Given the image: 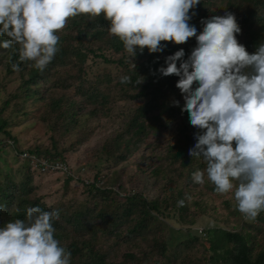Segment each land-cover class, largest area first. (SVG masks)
<instances>
[{
	"label": "trees",
	"instance_id": "obj_1",
	"mask_svg": "<svg viewBox=\"0 0 264 264\" xmlns=\"http://www.w3.org/2000/svg\"><path fill=\"white\" fill-rule=\"evenodd\" d=\"M225 11L236 17L241 28L238 42L253 54L256 46L264 42V0H201L190 23L202 31L201 20L224 16ZM108 27L109 21L103 14L99 17L81 14L69 18L65 28L57 33L60 38L58 52L43 71L33 66L34 61L19 60V45L10 49L0 48V66H4L8 75L15 74L20 79L11 100H21L23 110L24 103L28 101L49 100L48 113L44 117L48 122V144H34L21 150L16 138L5 129L7 120L0 117V134L7 138V141L0 139V152L12 141L11 152L20 157L28 155L24 160V172L18 179L13 174H0V206L4 208L0 212V227L15 219H25L29 207L58 210L59 219L53 225L56 229L54 238L59 240L60 246L71 251V264H264V238L260 243L257 238L258 234L264 236L263 211L255 221L246 222L237 209V203L225 198L228 193L217 192L207 179L202 186L193 181V173L205 168L201 159L188 155L196 143L194 134L198 130L190 125L188 114L181 112L184 100L176 88L179 78L162 77L157 71L162 66L166 67L167 56L181 48L187 59L196 46L195 37L183 45L161 42L167 45L162 53L149 54L144 49L130 61L123 42L110 34ZM4 39L8 38L0 37V42ZM90 56L99 60L95 65L103 64L104 67L103 73L97 74L92 84L86 80L83 69ZM16 62L20 63L19 72H14L11 67ZM65 68L76 70L80 75L71 77L68 83L69 76L65 73L66 80H55L52 87L46 88L67 91L72 89L74 82H78L79 87L75 91L83 103L77 102L76 95L72 99L65 95L58 98L42 96L40 85H46L53 75L55 79L59 69ZM124 76L130 77V82L121 83ZM138 80L142 83L138 84ZM116 100L136 102L137 105L125 117L121 129L96 153L103 158L106 164L103 170H109L110 175L105 176L98 170L91 182L85 185L84 179L80 178L83 167L74 174L68 167L69 173H66L62 187L64 194L55 204H46L44 198L38 196L39 185L32 184L35 172L39 175L45 173L35 168L29 157H34L37 164L45 161L67 166L66 156L92 136L95 128L89 125L88 120L100 112L109 114ZM174 100L180 101V107L172 106ZM10 104L6 100L0 114ZM171 123L175 125L174 142L161 157L167 163V172L163 174L162 165L150 172L156 179H165L162 196L147 199L140 193H123L116 168L129 161L143 146V149L148 148V135L162 134L168 127L166 124ZM78 131L80 137L74 139L73 134ZM69 136L73 141L66 143L65 138ZM141 165L140 162L136 164L138 171L142 170ZM73 181L83 186L81 199L70 187ZM71 191L73 195L70 197ZM192 193L222 199L227 217L219 219L218 215H211L215 221L212 225L192 232L190 228L196 221L193 215L189 216V211L191 206L199 207V201L191 199ZM181 200L184 201L183 206L178 203ZM170 219L187 228L185 239L175 243L167 241L164 233ZM231 222L236 226L230 227Z\"/></svg>",
	"mask_w": 264,
	"mask_h": 264
},
{
	"label": "clouds",
	"instance_id": "obj_2",
	"mask_svg": "<svg viewBox=\"0 0 264 264\" xmlns=\"http://www.w3.org/2000/svg\"><path fill=\"white\" fill-rule=\"evenodd\" d=\"M200 4L201 0H0V37L8 38L0 48L19 45V60L34 61L33 66L43 71L58 52L57 33L69 18L81 14H103L108 31L123 42L130 61L144 49L162 53L167 45L161 42L183 45L195 37L187 59L181 48L157 71L162 77L179 78L181 112L198 130L188 155L201 159L205 168L193 173V181L202 186L207 179L219 193L235 189L238 211L255 221L264 211V42L249 54L237 40L241 28L236 17L227 11L201 20L199 30L190 21ZM11 67L21 70L19 62ZM127 82L130 77L121 78V83ZM172 106L180 107V101ZM178 203L183 206L184 201ZM58 219V210L35 206L27 209L25 219L0 227V264H71V251L54 238Z\"/></svg>",
	"mask_w": 264,
	"mask_h": 264
},
{
	"label": "rangeland",
	"instance_id": "obj_3",
	"mask_svg": "<svg viewBox=\"0 0 264 264\" xmlns=\"http://www.w3.org/2000/svg\"><path fill=\"white\" fill-rule=\"evenodd\" d=\"M98 59L88 58L86 64L83 66L85 69L86 80L89 81V84H92L95 79H97V74H102L104 71L103 64H96ZM115 71V70H113ZM65 73L68 74L69 78L66 82L70 83L71 77L79 76L80 73L76 70H67L59 69V73L54 79V75L46 85H40V90L42 96L46 98H58L62 95L72 99L76 95L77 102L83 103L80 98V94L77 93L75 89L79 87L78 82L72 84V89L63 91L59 88H49L54 85L55 80L65 79ZM94 77V78H92ZM66 80V79H65ZM64 81V80H63ZM20 85V79L18 75H8L5 71L4 66H0V108L4 107L3 103L7 100L11 104L9 107L5 108V111L0 114L2 119H6L8 122L6 131L10 132L11 136L16 138L18 145L21 150H25L28 146H33L34 144H48V134L46 127L48 122H45V115L48 113V103L49 100L45 99L44 101L31 103L28 101L24 103V109L20 102L21 100H11L12 95L17 91V87ZM66 85V84H64ZM119 99V96L118 98ZM115 106L112 111L107 115H102L100 112L97 116L92 117L88 120L89 125L94 129L92 136L89 141L84 145L76 146L75 150L69 153L66 156L67 160V169L71 174H74L78 168L83 167V173L80 175L83 183L86 185L91 182V179L98 170H101L103 174L110 175L109 170H103L106 167L103 158L98 156L97 151L102 147L104 142L107 139H110L116 132H118L123 123L125 122V117L131 112L135 106L136 102H125L121 100H116L114 102ZM89 109V106L86 107ZM26 113V114H25ZM174 121V120H173ZM168 127L163 129L162 134L160 135H148L146 139L147 149L140 148L139 152H136L127 162L122 163L116 168L118 175V184L121 185V191L123 193H140L147 199H154L162 196L161 188L165 184L164 178H155L150 174L153 168L162 165L164 172H167V163L162 161L161 158L166 153V148L173 144L174 142V124H166ZM74 139L80 137V133L74 132ZM0 139L7 141V138L0 134ZM66 143L73 141L72 137L65 138ZM12 145V141H10ZM10 143L6 144V148H3V151L0 152V174H13L14 178L22 175L24 172V161L26 158L23 156H16L12 150ZM67 145V144H66ZM161 158V159H160ZM142 164V170L138 171L136 164ZM66 173L55 171L52 173H45L39 175L35 172L34 180L32 184L37 186L39 185L38 196H42L46 204H55L58 200L61 199L64 194L63 181ZM169 175V172H168ZM77 178V177H76ZM70 187L75 190L74 193H77L76 196L78 199H81V185L80 182L73 181L70 183ZM78 191V192H77ZM233 189L225 197L226 199L231 198L234 203H237L234 198ZM233 193V194H232ZM73 192L69 194L71 197ZM192 200L199 201L198 206H191L189 211V216H194L195 225L190 228L192 232L201 231L204 227L212 225L214 223V217L211 215H218L220 218H226L228 213L225 209L222 208V199H216L214 197H201L197 193H192ZM64 201V200H61ZM203 213V214H202ZM264 213V211H263ZM246 222L251 220H246ZM169 226L165 227V237L168 242L175 243L180 239L186 238L187 228H182V226L176 223L174 220H167ZM173 225V226H172ZM230 227H235L236 224L231 222ZM181 231V232H180ZM258 242L260 243L264 236L263 234L257 235Z\"/></svg>",
	"mask_w": 264,
	"mask_h": 264
},
{
	"label": "built area",
	"instance_id": "obj_4",
	"mask_svg": "<svg viewBox=\"0 0 264 264\" xmlns=\"http://www.w3.org/2000/svg\"><path fill=\"white\" fill-rule=\"evenodd\" d=\"M24 158H27L28 155L26 154H23L22 155ZM30 160H31V163L34 165L35 168H38V170L41 172V173H52V172H55V171H59V172H65V173H69L68 169L66 166H64L63 164L61 163H53V162H48L46 163L45 161H41L40 163H36V160L34 157H29ZM241 214V213H240ZM242 217L243 214H241Z\"/></svg>",
	"mask_w": 264,
	"mask_h": 264
}]
</instances>
